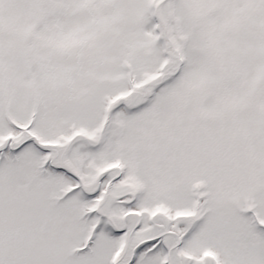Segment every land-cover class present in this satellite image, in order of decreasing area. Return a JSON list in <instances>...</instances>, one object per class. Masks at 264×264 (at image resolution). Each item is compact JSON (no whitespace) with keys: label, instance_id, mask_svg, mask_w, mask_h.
<instances>
[{"label":"snow or ice","instance_id":"6c2138e0","mask_svg":"<svg viewBox=\"0 0 264 264\" xmlns=\"http://www.w3.org/2000/svg\"><path fill=\"white\" fill-rule=\"evenodd\" d=\"M0 264H264V0H0Z\"/></svg>","mask_w":264,"mask_h":264}]
</instances>
